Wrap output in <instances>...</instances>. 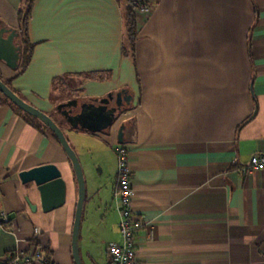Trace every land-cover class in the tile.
Listing matches in <instances>:
<instances>
[{
    "label": "crops",
    "instance_id": "crops-1",
    "mask_svg": "<svg viewBox=\"0 0 264 264\" xmlns=\"http://www.w3.org/2000/svg\"><path fill=\"white\" fill-rule=\"evenodd\" d=\"M135 1L151 12L138 18L132 59L123 51L126 0H0L2 26L17 32L29 5L17 69L26 50L28 62L17 75L0 61V80L50 117L75 153L87 141L112 152L118 125L130 122L121 145L132 212L146 225L136 233V264H264V174L241 172L252 155H264V0ZM119 92L131 107L108 135L73 130L56 111ZM43 165H54L66 185L64 204L46 213L18 179ZM116 172L86 186L81 264H109L106 248L121 243ZM76 202L59 142L2 103L0 211L8 221L0 258L35 242L50 263L74 264Z\"/></svg>",
    "mask_w": 264,
    "mask_h": 264
},
{
    "label": "water",
    "instance_id": "water-1",
    "mask_svg": "<svg viewBox=\"0 0 264 264\" xmlns=\"http://www.w3.org/2000/svg\"><path fill=\"white\" fill-rule=\"evenodd\" d=\"M20 52L21 48L17 30L6 28L2 26L0 22V61L4 62L11 70L15 71L20 60ZM0 94L18 109L37 119L48 128L55 136L65 155L72 164L78 190L71 235V251L74 264H81L77 250V240L85 189L82 172L74 151L69 146L61 129L50 117L20 99L1 80ZM113 96V94H108L101 99H92L83 102L72 100L65 104L58 105L56 111L65 123L73 130L108 134L110 128L124 117V112L126 111L125 109H120L118 107H110V101L113 99ZM126 99L129 103L132 101L131 96H127ZM125 123V121L121 122L117 129V143L119 145L124 142ZM18 179L22 185L32 186L34 188L38 194L42 212L46 213L52 211L64 204L66 185L61 177L60 171L54 165H43L20 172L18 174ZM25 202L32 212L36 211V207L31 205L27 197L25 198Z\"/></svg>",
    "mask_w": 264,
    "mask_h": 264
},
{
    "label": "built area",
    "instance_id": "built-area-1",
    "mask_svg": "<svg viewBox=\"0 0 264 264\" xmlns=\"http://www.w3.org/2000/svg\"><path fill=\"white\" fill-rule=\"evenodd\" d=\"M135 5V15L138 18H146L150 15L151 6L145 2L132 0ZM117 172L114 184V200L119 216L118 229L121 236L120 244H110L106 248L109 264H136V233L146 227L144 221L137 217L131 208L133 190L131 186V170L128 163V153L124 146L119 145L115 150ZM242 174L259 172L264 174V155H252L247 164L241 170ZM8 221L7 214L0 211V231L3 223ZM38 229L34 230V237L38 235ZM0 264H52L41 257L39 250H28L7 253L0 258Z\"/></svg>",
    "mask_w": 264,
    "mask_h": 264
},
{
    "label": "trees",
    "instance_id": "trees-1",
    "mask_svg": "<svg viewBox=\"0 0 264 264\" xmlns=\"http://www.w3.org/2000/svg\"><path fill=\"white\" fill-rule=\"evenodd\" d=\"M28 8H29V5H28ZM28 8L24 12H21L20 15H19L20 16V21H19L20 27H19V31H18V36L21 37L20 39H22V41H23V35H24V31H25L24 30L25 22H26V20L28 18ZM123 24H124V49H123V51H124V54L126 56H128V57L133 59L135 43H136V38H137V33H138V31H137L138 23H137L136 15H135V5L133 4L132 0H126V3L124 5V9H123ZM21 47H22V45H21V42H20V48ZM28 53L29 52H27V50L24 51V56H23L24 57V60H23L24 63L20 66V68L16 69L17 70V75H20L22 73L25 65L27 64V62H28ZM20 55H21V52H20ZM5 85L7 86V84H5ZM4 102L12 105L16 110H18L20 113H22L29 122H31V123L33 121L37 122L40 126L44 127L46 130H48L51 133V131L48 128H46L42 123H40L37 119L27 115L26 113H24L23 111L18 109L16 106H14L3 95H1V97H0V105L2 103H4ZM52 136L55 138V136L53 134H52ZM31 248L33 249V251L39 250L40 253H41V250L39 249L38 245L35 242H32ZM45 260L48 261L47 259H45Z\"/></svg>",
    "mask_w": 264,
    "mask_h": 264
},
{
    "label": "rangeland",
    "instance_id": "rangeland-1",
    "mask_svg": "<svg viewBox=\"0 0 264 264\" xmlns=\"http://www.w3.org/2000/svg\"><path fill=\"white\" fill-rule=\"evenodd\" d=\"M69 91L70 89L67 90V93H69ZM83 141L86 142L85 140ZM118 146L119 144L114 145L112 147V152L105 151L103 153H98V151H96L94 147L88 146V141H87L86 146L83 147V149H80V152L79 151H77L76 153L74 152L82 172L85 192L88 182L89 183L94 182L96 184L99 183L101 180L106 179V177L109 174H111L115 166H117L115 150ZM70 165L72 168L71 162ZM73 175L75 178V183L77 188V181L74 171H73ZM84 201H85V196H84Z\"/></svg>",
    "mask_w": 264,
    "mask_h": 264
},
{
    "label": "flooded vegetation",
    "instance_id": "flooded-vegetation-1",
    "mask_svg": "<svg viewBox=\"0 0 264 264\" xmlns=\"http://www.w3.org/2000/svg\"><path fill=\"white\" fill-rule=\"evenodd\" d=\"M113 95H114L113 99L110 101V107H118L120 109H125L126 111L124 113H126L128 111V109L131 107V102L129 103V101L126 99L128 95H126L124 92H119V93L113 94ZM124 121L126 122L125 123V131H126L127 128L129 127L130 122L128 120H124ZM119 126H120V124L118 125V128H119ZM111 129L112 128H110V130ZM108 134H110V131ZM108 134H106V135H108ZM116 137H117V130H116Z\"/></svg>",
    "mask_w": 264,
    "mask_h": 264
}]
</instances>
